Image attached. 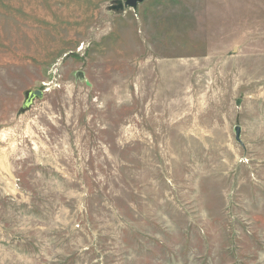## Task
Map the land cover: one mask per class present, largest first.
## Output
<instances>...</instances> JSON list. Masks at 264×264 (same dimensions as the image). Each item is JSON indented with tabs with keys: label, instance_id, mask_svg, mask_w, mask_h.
<instances>
[{
	"label": "rangeland",
	"instance_id": "rangeland-1",
	"mask_svg": "<svg viewBox=\"0 0 264 264\" xmlns=\"http://www.w3.org/2000/svg\"><path fill=\"white\" fill-rule=\"evenodd\" d=\"M118 2L0 0V264H264V0Z\"/></svg>",
	"mask_w": 264,
	"mask_h": 264
},
{
	"label": "water",
	"instance_id": "water-1",
	"mask_svg": "<svg viewBox=\"0 0 264 264\" xmlns=\"http://www.w3.org/2000/svg\"><path fill=\"white\" fill-rule=\"evenodd\" d=\"M146 1H148V0H124L123 3L118 2L116 8L117 9H119V8L123 9L124 8V9L136 10V7L138 4H142ZM41 97H42L41 91L35 90V91L30 92L27 96V99L25 102V107L26 108L29 107L32 104L34 99H36V98L40 99ZM239 132H240V129L238 127H236L234 130V134H235V141L237 143H240Z\"/></svg>",
	"mask_w": 264,
	"mask_h": 264
}]
</instances>
